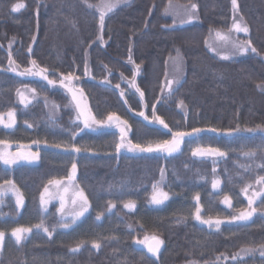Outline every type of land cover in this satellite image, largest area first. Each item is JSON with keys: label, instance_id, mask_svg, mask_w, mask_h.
<instances>
[{"label": "trees", "instance_id": "trees-1", "mask_svg": "<svg viewBox=\"0 0 264 264\" xmlns=\"http://www.w3.org/2000/svg\"><path fill=\"white\" fill-rule=\"evenodd\" d=\"M101 1L0 0V264H264V0ZM226 32L243 55L210 52Z\"/></svg>", "mask_w": 264, "mask_h": 264}, {"label": "rangeland", "instance_id": "rangeland-1", "mask_svg": "<svg viewBox=\"0 0 264 264\" xmlns=\"http://www.w3.org/2000/svg\"><path fill=\"white\" fill-rule=\"evenodd\" d=\"M131 0H103L99 3V12L101 14L102 17L105 16V13L114 10L115 8L125 5L127 3H129ZM167 15L169 18L172 19V21L174 22V24L178 25V26H184L190 23H194L197 20V16H196V8L194 5H179V4H169L167 7ZM237 32L241 33L243 32V27L240 25L239 21L236 22L235 24V29ZM235 33L233 32H226V33H222L219 34L218 36H211L208 39V47L210 52H212L213 54H215L218 57L221 58H236L239 57L241 55H243V51L245 52V50L247 48H249V45L241 40H238L236 38V36H234ZM242 52V53H241ZM170 62L168 63V68L169 71L171 69H173L172 74H175V70L177 71V73L179 74V76H181V72H182V66L180 64V67L178 66V64L176 65L175 63ZM167 68V70H168ZM37 75L42 76V73L38 72ZM177 76V75H175ZM169 84L167 86V89L172 88V80L175 81L177 79H175L171 74L169 77ZM172 85V86H171ZM70 94L71 99L73 100V103L77 109V112L81 118V120L88 124L89 126H95V123L93 122V119L88 111L86 102L82 96V94L78 91H76L73 87L71 86H67L64 85L63 86ZM31 101V99L24 93L21 94V102L22 103H29ZM87 125V126H88ZM118 130L121 132L122 136L125 139V144L128 145L127 143V130L125 127L120 126L118 127ZM175 139H173L170 143H172ZM170 143L168 144V146L170 145ZM9 148V147H8ZM138 147H129V149L131 151H138L139 149H137ZM20 156L25 157L24 152L19 151ZM7 152H4L3 154H6ZM23 153V154H22ZM13 158L16 160L15 162H17L19 160V157L17 156V154L14 153ZM2 157V158H1ZM0 158L3 161H6L4 159L5 155H2ZM7 157V156H6ZM13 158H12V162H13ZM28 158V156H27ZM22 160V159H20ZM7 161L9 162V159H7ZM14 162V163H15ZM13 163H10L9 165H11ZM55 190L53 191V193L56 195H60L62 197V199L64 200V198L66 197L67 201V208H69L70 210L68 211L70 214V212L72 214H76V216H80L83 213V209H84V204H83V196L81 195L80 192H78L75 189V186L72 184L69 185H57L55 188ZM158 202L162 201L161 196H159V198L157 199ZM76 204H78V207H80L81 209L79 210L78 207L76 206ZM74 207V208H73ZM73 208V209H71ZM68 216V215H65Z\"/></svg>", "mask_w": 264, "mask_h": 264}, {"label": "water", "instance_id": "water-1", "mask_svg": "<svg viewBox=\"0 0 264 264\" xmlns=\"http://www.w3.org/2000/svg\"><path fill=\"white\" fill-rule=\"evenodd\" d=\"M167 150L172 154H177L181 150V144L178 137L175 138L172 143H170V145L167 147ZM162 248V243L158 239H152L148 244V249L152 255H157L159 252H161Z\"/></svg>", "mask_w": 264, "mask_h": 264}]
</instances>
